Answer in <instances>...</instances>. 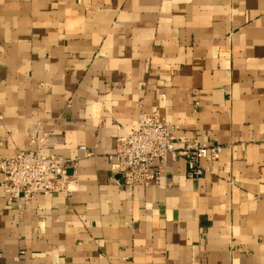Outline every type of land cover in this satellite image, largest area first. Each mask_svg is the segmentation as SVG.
I'll return each instance as SVG.
<instances>
[{"label":"crops","instance_id":"0c3cea01","mask_svg":"<svg viewBox=\"0 0 264 264\" xmlns=\"http://www.w3.org/2000/svg\"><path fill=\"white\" fill-rule=\"evenodd\" d=\"M152 112L180 149L222 146L207 174L113 177ZM18 152L74 161L75 192L19 208L0 173V264H264V0H0V157Z\"/></svg>","mask_w":264,"mask_h":264},{"label":"built area","instance_id":"2783aa9c","mask_svg":"<svg viewBox=\"0 0 264 264\" xmlns=\"http://www.w3.org/2000/svg\"><path fill=\"white\" fill-rule=\"evenodd\" d=\"M179 130L180 126L171 125L158 112L142 114L137 130L127 132L117 140L116 153L111 156L113 177H120L128 187L149 188L160 183L164 164L171 158L186 161L191 178H202L208 170L202 169L200 163L217 162L223 148L187 143L180 149L173 138L174 132ZM74 170V161L38 152H18L9 158L0 157L3 189L10 200L19 202V208L37 196L70 197L75 192Z\"/></svg>","mask_w":264,"mask_h":264}]
</instances>
